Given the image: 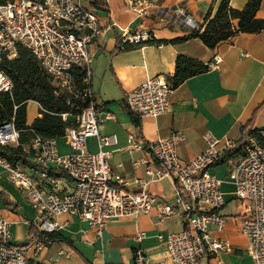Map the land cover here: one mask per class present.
<instances>
[{
	"label": "built area",
	"instance_id": "built-area-1",
	"mask_svg": "<svg viewBox=\"0 0 264 264\" xmlns=\"http://www.w3.org/2000/svg\"><path fill=\"white\" fill-rule=\"evenodd\" d=\"M138 18L151 14L148 0H125ZM160 22L165 25L188 26L196 29L193 17L182 5L159 9ZM95 10L86 0H9L0 4V95L11 94L13 83L2 69L4 62L18 57V47L26 49L41 70L51 79L55 95L68 93L76 98L89 99L90 107L74 118L73 127L64 130L63 138L71 153L59 155L54 139L35 138L26 153L29 166L11 165L0 155V168L6 178L22 194L36 212L34 228L38 235H51L60 228L59 219L70 216L84 222L100 236L112 220L148 216L156 211L159 221L170 216L180 217L185 227L178 232L156 236L165 247V259L146 257L142 249L132 253L133 264H200L210 254L231 253L226 241L210 237V229L223 231L227 218L220 211L226 205L225 194L212 169L226 152L237 148L236 142L218 139L211 133L203 135L205 149L188 162H181L178 148L185 142L182 131H174L165 138L145 142L129 134L123 151L128 155L144 152L149 160L132 161L135 170L143 169L144 179L112 177L109 160L117 145L115 135L99 132L112 116L103 104L94 100L90 89L92 55L89 47L99 35ZM121 44L142 48L151 36L137 27L120 37ZM246 57V54H241ZM222 63L215 54L209 69ZM84 72L82 91H75L72 71ZM173 88L162 76L147 77L125 96L128 112L136 118H159L170 110ZM69 104V103H68ZM63 120L70 118L62 115ZM20 132L7 122L0 126V147L19 146ZM95 138L97 152L91 153L87 140ZM241 156L229 173L233 198L239 204L240 232L248 239V255L253 264H264V146L248 136L242 143ZM30 169V170H28ZM171 180L174 184L172 203L161 202L147 190L151 183ZM136 187L137 192L128 191ZM145 238L139 232L136 241ZM46 244L36 236H28L23 243L12 240L10 223L0 214V264H36Z\"/></svg>",
	"mask_w": 264,
	"mask_h": 264
},
{
	"label": "crops",
	"instance_id": "crops-1",
	"mask_svg": "<svg viewBox=\"0 0 264 264\" xmlns=\"http://www.w3.org/2000/svg\"><path fill=\"white\" fill-rule=\"evenodd\" d=\"M148 2L152 9L146 18H138L125 0H101L98 7L91 4L100 33L89 47L93 58L90 89L94 100L103 104V110L112 116L99 129L101 135L117 137V145L108 148L112 151L109 160L112 177L120 176L130 180L145 178L143 169L135 170L132 161L140 158L149 160L148 156L144 152L128 155L123 151L129 134L145 142H154L174 131H182L185 142L178 148L181 162L190 161L205 149L203 135L207 132L218 139L227 138L237 142L242 136L245 140L249 136L248 131L260 130V136L264 139V106L254 117L250 128H244L264 103V29L258 34H239L209 49L194 36L188 26L161 23L158 10L182 5L193 17L197 26L195 31L201 34L206 24L205 17L210 14L212 18L222 0ZM247 2L230 0L229 5L240 11ZM256 18L264 19V0L261 1ZM236 23L234 21L233 25L236 26ZM137 27L156 41L187 39L181 43L145 44L142 48L118 51L117 38ZM215 54L222 58L219 68L209 69L173 89L170 110L166 115L156 119H139L126 109V94L137 88L147 77L162 76L167 80L174 73L177 56L208 65ZM241 54H246V57H241ZM28 105L33 109L31 116L28 114ZM38 110L37 103L28 102L26 126H31L40 117ZM134 119L138 121V127ZM54 141L59 155L71 153L65 138ZM86 144L91 153L97 152L95 138L88 139ZM236 160L231 159L212 169V173L223 180L221 189L227 203L220 213L228 220L223 231L212 227L209 233L215 240L228 242L232 252L210 254L201 259L200 264H253L248 255L249 241L240 232L238 223L241 208L234 200V188L226 178ZM138 190L132 186L128 191ZM147 190L161 202H173L174 184L171 180L151 183ZM0 214L10 223L12 240L17 243L27 239L29 226L34 224L37 217L30 203L9 183L1 168ZM59 225L56 234L69 243L55 242L46 246L36 264H133L132 253L139 248L147 258L158 261L165 259L166 255L165 247L157 241L156 236L178 232L185 227L182 219L176 216L159 221L156 211L148 216L112 220L100 236L86 223L70 216H62ZM139 232L145 233L140 243L136 241ZM165 264L172 263L166 260Z\"/></svg>",
	"mask_w": 264,
	"mask_h": 264
},
{
	"label": "trees",
	"instance_id": "trees-1",
	"mask_svg": "<svg viewBox=\"0 0 264 264\" xmlns=\"http://www.w3.org/2000/svg\"><path fill=\"white\" fill-rule=\"evenodd\" d=\"M9 0H0L4 4ZM97 7L101 0H86ZM230 0H222L215 15L205 17L206 24L201 34L192 31L194 36L209 49H214L218 44L227 42L239 34H258L264 29V19L256 18L262 0H248L240 11L234 10L229 5ZM236 21V26L233 22ZM187 38H180L173 41H156L154 39L145 44L166 45L186 41ZM134 46L121 44L117 38V50L127 51ZM2 69L13 83L11 94L0 95V126L7 122H13V126L20 132L19 146L16 148L0 147V155L6 158L11 165L20 163L29 166L28 158L33 152L26 153L24 149L29 148L35 138L42 140L57 139L64 136L67 127L76 125L73 119L83 110L90 107L89 99L76 98L72 94L61 93L55 95L51 79L41 70L36 60L24 48L18 47V57L11 62H4ZM209 71L208 65L185 56H177L175 70L167 80L173 89L182 85L186 80L204 74ZM84 72L80 69L72 71V82L75 91H82ZM35 102L39 105L37 117L31 126H26V109L28 102ZM69 103V104H68ZM264 103L256 110L252 119L246 124L245 129L250 128L254 117L262 109ZM69 114L70 120H63L62 115ZM135 126H139L134 119ZM248 135L253 137L260 145L264 146V139L260 136V130H250ZM244 136L236 142L237 148L226 152L219 164L241 156V146ZM28 236H36L46 246L55 242L68 244L69 242L58 234L38 235L34 225L30 224Z\"/></svg>",
	"mask_w": 264,
	"mask_h": 264
},
{
	"label": "rangeland",
	"instance_id": "rangeland-1",
	"mask_svg": "<svg viewBox=\"0 0 264 264\" xmlns=\"http://www.w3.org/2000/svg\"><path fill=\"white\" fill-rule=\"evenodd\" d=\"M32 113H33V109L31 108V105H28V114L31 116ZM33 115H35V113ZM28 170H30V169H28ZM226 178L229 179V176H227Z\"/></svg>",
	"mask_w": 264,
	"mask_h": 264
},
{
	"label": "water",
	"instance_id": "water-1",
	"mask_svg": "<svg viewBox=\"0 0 264 264\" xmlns=\"http://www.w3.org/2000/svg\"><path fill=\"white\" fill-rule=\"evenodd\" d=\"M68 120H70V118H68L67 121H68ZM73 121H74V119H73Z\"/></svg>",
	"mask_w": 264,
	"mask_h": 264
}]
</instances>
